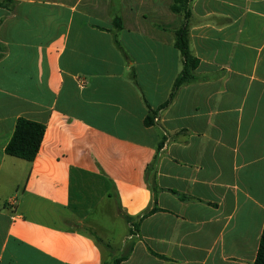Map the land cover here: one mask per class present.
Returning <instances> with one entry per match:
<instances>
[{
    "label": "crops",
    "instance_id": "crops-1",
    "mask_svg": "<svg viewBox=\"0 0 264 264\" xmlns=\"http://www.w3.org/2000/svg\"><path fill=\"white\" fill-rule=\"evenodd\" d=\"M11 1L0 8V264H254L264 0L193 1L196 81L165 108L184 67L173 0ZM20 118L46 127L33 162L6 153Z\"/></svg>",
    "mask_w": 264,
    "mask_h": 264
},
{
    "label": "trees",
    "instance_id": "trees-1",
    "mask_svg": "<svg viewBox=\"0 0 264 264\" xmlns=\"http://www.w3.org/2000/svg\"><path fill=\"white\" fill-rule=\"evenodd\" d=\"M194 0H173L171 11L183 16L184 21L181 27L175 32V45L180 50L183 58V70L174 83L170 100L163 106L165 108L173 100L176 92L183 85L196 81L195 70L199 65V60L192 54L190 46V18L192 16L191 4ZM11 0L0 1V8L8 7ZM120 21V19H117ZM146 125L153 124L152 119L146 120ZM46 127L44 124L33 122L25 118H20L15 129V133L6 148L7 155L15 157L26 162H33L39 152ZM151 190L155 187L149 183ZM156 209L153 208L143 214L146 217L152 214ZM127 256L116 259L112 264H120ZM109 264V263H104ZM254 264H264V230L260 242L258 256Z\"/></svg>",
    "mask_w": 264,
    "mask_h": 264
}]
</instances>
